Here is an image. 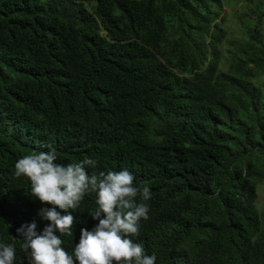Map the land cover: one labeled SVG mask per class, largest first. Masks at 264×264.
Wrapping results in <instances>:
<instances>
[{
    "label": "trees",
    "instance_id": "16d2710c",
    "mask_svg": "<svg viewBox=\"0 0 264 264\" xmlns=\"http://www.w3.org/2000/svg\"><path fill=\"white\" fill-rule=\"evenodd\" d=\"M241 1L235 32L225 0H0V245L14 264L31 254L17 228L48 223L15 164L53 151L149 187L131 238L154 264H264V0ZM96 199L57 233L74 260Z\"/></svg>",
    "mask_w": 264,
    "mask_h": 264
},
{
    "label": "clouds",
    "instance_id": "9594fccd",
    "mask_svg": "<svg viewBox=\"0 0 264 264\" xmlns=\"http://www.w3.org/2000/svg\"><path fill=\"white\" fill-rule=\"evenodd\" d=\"M56 159L54 151L40 152L15 164V176L28 178L31 196L45 205L38 215L48 222L42 231H37L35 221L16 230L24 238V250L31 249L30 264H154L155 255H146L131 238L139 235L140 221L149 218L145 203L151 196L149 187L134 186L127 170L90 175L87 167L96 166L92 159L67 166ZM87 193L96 194L97 207L89 214L98 223L91 230L80 229L74 260L61 247L60 235L73 234L76 217L72 213ZM14 261V246L0 245V264Z\"/></svg>",
    "mask_w": 264,
    "mask_h": 264
},
{
    "label": "rangeland",
    "instance_id": "374dc122",
    "mask_svg": "<svg viewBox=\"0 0 264 264\" xmlns=\"http://www.w3.org/2000/svg\"><path fill=\"white\" fill-rule=\"evenodd\" d=\"M226 5L224 9V14H226L227 19L225 22L226 27H228L230 30L234 29L235 32L239 31V25L241 24L243 18L242 14L244 12V2H236V0H225ZM236 14L233 16V14ZM259 207H263L264 202V186L260 189L259 193Z\"/></svg>",
    "mask_w": 264,
    "mask_h": 264
}]
</instances>
